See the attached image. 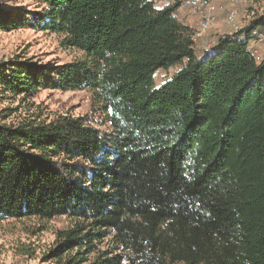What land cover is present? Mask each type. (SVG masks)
Returning <instances> with one entry per match:
<instances>
[{
    "label": "trees",
    "instance_id": "obj_1",
    "mask_svg": "<svg viewBox=\"0 0 264 264\" xmlns=\"http://www.w3.org/2000/svg\"><path fill=\"white\" fill-rule=\"evenodd\" d=\"M31 1L0 2V31L80 58L0 61V99L87 92L92 113L0 110V221L70 220L54 264H264V0L201 51L176 1Z\"/></svg>",
    "mask_w": 264,
    "mask_h": 264
},
{
    "label": "rangeland",
    "instance_id": "obj_2",
    "mask_svg": "<svg viewBox=\"0 0 264 264\" xmlns=\"http://www.w3.org/2000/svg\"><path fill=\"white\" fill-rule=\"evenodd\" d=\"M171 0H155L159 6H167ZM179 3V0H175ZM229 7L227 0H211ZM260 0H253L256 9ZM5 7L12 5L33 8L31 0H0ZM174 2V1H172ZM171 2V3H172ZM240 17L237 26L244 28L248 24L250 5L247 0H239ZM181 9L179 14L188 20L193 28L197 27L201 11L190 10L178 4ZM179 10V9H178ZM179 13V12H178ZM224 13L217 16L216 23L197 40L196 51L208 49L216 42L220 35L233 32L231 26L224 22ZM59 37L51 33H42L33 30L20 29L10 32L0 31V61H9L16 58L32 59L41 63H69L80 58V53L74 50H63L59 45ZM264 41L260 46L251 47L255 56L264 55ZM255 48H254V47ZM175 68L168 71L156 72L155 84L159 85L171 77ZM9 108L14 110L8 123L16 124L22 120L40 118L52 119L58 115L68 114L72 117L86 116L92 113V101L87 92H60L57 90H40L31 98L4 97L0 99V110ZM71 221L65 217H58L49 222L42 223L38 220L0 221V264H54L45 259L47 252L53 247L56 233L70 227Z\"/></svg>",
    "mask_w": 264,
    "mask_h": 264
},
{
    "label": "built area",
    "instance_id": "obj_3",
    "mask_svg": "<svg viewBox=\"0 0 264 264\" xmlns=\"http://www.w3.org/2000/svg\"><path fill=\"white\" fill-rule=\"evenodd\" d=\"M229 3V7H225V5L211 1V0H179V3L182 4L183 7L190 9L201 11L200 19L198 21L197 27L192 31V41L196 44L197 40L200 39L207 30H209L217 21V16L220 13H224V22L227 26H231L233 28V32L239 31L242 26H237L240 13L238 7L240 5L239 0H227ZM250 5V11L248 12V19L251 20L257 12V9L252 6L253 0H247ZM177 20V16H175ZM229 33V34H232ZM263 41H260L261 43ZM215 44V43H214ZM213 44V45H214ZM264 45V43H263Z\"/></svg>",
    "mask_w": 264,
    "mask_h": 264
},
{
    "label": "crops",
    "instance_id": "obj_4",
    "mask_svg": "<svg viewBox=\"0 0 264 264\" xmlns=\"http://www.w3.org/2000/svg\"><path fill=\"white\" fill-rule=\"evenodd\" d=\"M153 1H155V0H153ZM172 1H175V0H171L168 4H171ZM172 3H173V2H172ZM248 5H249V2H248ZM165 6H166V5H165ZM165 6H161V7H165ZM167 6H168V5H167ZM178 9H179V10H178ZM178 9H177V11H176V16H177V18H178V16L181 17V16L179 15V14L181 13V12H180L181 9H180V8H178ZM178 12H179V13H178ZM178 19H179V18H178ZM179 20H180V19H179ZM180 21H182V22L188 24V25L192 28V26H191V24H190V22H189L188 20H184V18H183V19L181 18ZM192 29H193V28H192ZM252 45H256L255 47L260 46L259 43H257V42H253ZM253 47H254V46H253ZM255 47H254V48H255Z\"/></svg>",
    "mask_w": 264,
    "mask_h": 264
}]
</instances>
